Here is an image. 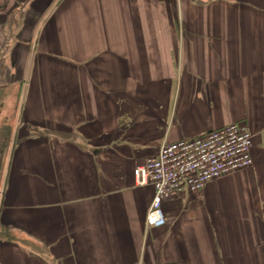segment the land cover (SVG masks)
Wrapping results in <instances>:
<instances>
[{
    "label": "crops",
    "instance_id": "0c3cea01",
    "mask_svg": "<svg viewBox=\"0 0 264 264\" xmlns=\"http://www.w3.org/2000/svg\"><path fill=\"white\" fill-rule=\"evenodd\" d=\"M5 1L0 264H264V0ZM231 123L253 165L148 227L135 168Z\"/></svg>",
    "mask_w": 264,
    "mask_h": 264
},
{
    "label": "built area",
    "instance_id": "2783aa9c",
    "mask_svg": "<svg viewBox=\"0 0 264 264\" xmlns=\"http://www.w3.org/2000/svg\"><path fill=\"white\" fill-rule=\"evenodd\" d=\"M252 146L250 130L238 123L205 135L164 143L156 156L135 168L137 184L154 189L146 225L150 228L166 225L162 204L175 192L200 193L209 182L251 167Z\"/></svg>",
    "mask_w": 264,
    "mask_h": 264
},
{
    "label": "rangeland",
    "instance_id": "374dc122",
    "mask_svg": "<svg viewBox=\"0 0 264 264\" xmlns=\"http://www.w3.org/2000/svg\"><path fill=\"white\" fill-rule=\"evenodd\" d=\"M5 5L8 6L9 3H6L5 0H0V8L4 9V7H6ZM0 21H1V19H0ZM3 24H5L6 28H9V29L13 30V29L17 28L16 26L18 25V21L15 20V19H12V18H9V19L6 18L5 19V23H3ZM4 34H5V37L10 35V33L8 31H6ZM4 34H0V46L2 45V40H3V36L2 35H4ZM8 59H9L8 60V66H6V65L5 66L4 65L0 66V74L6 75V73H7V75H8L10 73V78L9 79L10 80H12V79L14 80V79H16V78H18L20 76V69L22 67L21 66L22 63L21 64L19 63V59H18V64H16L17 60L12 59V57H8ZM15 70H18L17 71L18 73L15 75V77H13L12 76V74H13L12 72H15ZM10 92L12 93V90ZM6 101H8V99ZM0 103L2 105L4 102H2L1 99H0ZM5 103L7 104V102H5ZM19 103H20V98H16L15 95L10 97L9 106L10 105H11V107L18 106ZM14 121H15L14 120V114H11V124L14 123ZM14 126H15V123H14Z\"/></svg>",
    "mask_w": 264,
    "mask_h": 264
}]
</instances>
